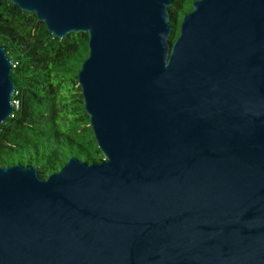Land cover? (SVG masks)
Instances as JSON below:
<instances>
[{
	"label": "water",
	"instance_id": "95a60500",
	"mask_svg": "<svg viewBox=\"0 0 264 264\" xmlns=\"http://www.w3.org/2000/svg\"><path fill=\"white\" fill-rule=\"evenodd\" d=\"M88 35L103 160L0 165V264H264V0H8ZM0 45V123L14 112Z\"/></svg>",
	"mask_w": 264,
	"mask_h": 264
},
{
	"label": "trees",
	"instance_id": "16d2710c",
	"mask_svg": "<svg viewBox=\"0 0 264 264\" xmlns=\"http://www.w3.org/2000/svg\"><path fill=\"white\" fill-rule=\"evenodd\" d=\"M194 1L172 0L170 42ZM0 45L12 60L15 82L14 112L0 123V165H36L46 178L72 156L87 163L103 160L77 81L88 55L87 33L56 38L34 13L0 0Z\"/></svg>",
	"mask_w": 264,
	"mask_h": 264
}]
</instances>
